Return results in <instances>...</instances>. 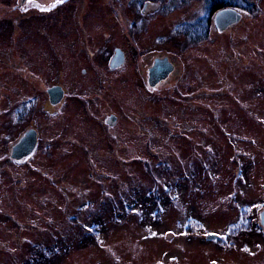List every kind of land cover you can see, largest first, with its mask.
<instances>
[{"label":"rangeland","instance_id":"374dc122","mask_svg":"<svg viewBox=\"0 0 264 264\" xmlns=\"http://www.w3.org/2000/svg\"><path fill=\"white\" fill-rule=\"evenodd\" d=\"M203 1L104 0L101 27L85 39L88 50H152L178 59L182 70L173 82L152 91L153 104L146 112L149 120L142 117L152 137L151 148L145 145L147 136L139 134L138 123L127 121L131 112L145 110L139 108V100H147L151 94L145 84L135 80L139 78L138 56L133 55L127 70L115 75L120 99L137 101L138 108L126 109L127 115L121 112L122 143L131 145L119 152L121 160L113 158V164L104 151L103 157L95 158V166L89 167L90 171L98 170L97 178L87 179L86 172L82 176L88 182V199L93 200V214L83 222L90 227L98 217L102 228L97 238L85 235L77 240L80 245L83 238L91 236L88 246L76 242L69 254L40 264H208L210 259H224V252L203 241L204 232L216 228L214 214L204 208L213 207V180L218 179L212 176H224L227 160L243 158L242 151L236 149L246 126L263 124L252 117L264 116V0H244L235 8L243 15L239 23L218 31L212 20L208 37L192 41L191 32L193 36L202 33L196 21L203 18ZM67 44L57 41L56 48L50 50L82 47L75 38ZM240 71L241 80L234 75ZM106 85L100 89L103 107L108 100L105 95H110ZM248 117L249 122L245 120ZM128 126L130 133L123 129ZM144 159L145 163H139ZM13 181L6 171L0 184L2 208L18 206L11 197L22 190ZM75 181H71L72 187L78 185ZM55 217L60 220L66 216ZM194 220L205 224L204 231L200 228L199 234L197 230L182 235L179 225ZM30 248L26 246L19 253L27 251L50 261L43 258L48 254L44 247ZM3 251L0 248V258ZM20 259L6 264H26ZM4 261L0 259V264Z\"/></svg>","mask_w":264,"mask_h":264},{"label":"flooded vegetation","instance_id":"af4514ba","mask_svg":"<svg viewBox=\"0 0 264 264\" xmlns=\"http://www.w3.org/2000/svg\"><path fill=\"white\" fill-rule=\"evenodd\" d=\"M54 3L56 0H0V184L7 171L22 190L11 197L17 207L0 206L3 264L19 258L26 264L52 262L69 254L80 237L97 238L102 228L98 217L90 227L83 222L93 214V200L88 199V182L82 176L86 172L87 179L97 178L98 170L89 167L95 166V158L103 157L104 151L113 164L114 159L121 160L119 152L131 146L122 143L121 112L138 108L137 101L120 99L115 75L127 70L133 55L138 56L139 78L135 80L145 84L151 94L147 100H139V108L146 111L131 112L127 121L138 123L139 134L147 136L145 145L151 148L152 137L142 117L151 110L152 91L173 82L182 70L178 59L152 50H119L123 62L113 65L117 49L88 50L85 41L101 27L104 0H65L53 8ZM74 38L81 50H50L56 48L57 41L72 44ZM164 57L173 63L174 71L152 87L154 61ZM234 75L241 80L243 73ZM106 83L110 95H105L108 100L103 107L100 89ZM109 110L111 113L105 114ZM252 118L263 120V124L246 126L247 132L237 143L241 148L236 149L242 151L243 158L227 160L224 176H212L218 179L213 180V207L204 209L214 214L216 228L205 231L203 241L225 257L223 262L210 259L208 264H264V116ZM245 120L251 121L249 117ZM130 127L123 129L130 133ZM198 130L201 132V127ZM138 161L145 163V159ZM73 179L78 182L76 187H72ZM49 204L55 206H46ZM55 215L66 217L57 220ZM181 224L182 235L184 231L198 233L200 228L204 231L200 220ZM209 235L215 237L208 239ZM91 236L77 245L88 246ZM26 246L44 247L48 254L43 258L50 261L27 251L19 253Z\"/></svg>","mask_w":264,"mask_h":264},{"label":"water","instance_id":"95a60500","mask_svg":"<svg viewBox=\"0 0 264 264\" xmlns=\"http://www.w3.org/2000/svg\"><path fill=\"white\" fill-rule=\"evenodd\" d=\"M242 19V12L236 10L235 8L221 9L213 17L215 27L218 31H225L232 25L239 23ZM117 50L118 51L113 58V65H119L123 62L121 58L122 52L119 51L121 49L118 48ZM173 71L174 65L168 57L157 58L151 69L150 85L152 87H156L161 81L166 80ZM214 237V235H209L208 239H213Z\"/></svg>","mask_w":264,"mask_h":264},{"label":"trees","instance_id":"16d2710c","mask_svg":"<svg viewBox=\"0 0 264 264\" xmlns=\"http://www.w3.org/2000/svg\"><path fill=\"white\" fill-rule=\"evenodd\" d=\"M140 3L148 1V0H139ZM152 2H155L157 0H150ZM244 0H204V10H203V18L197 19L196 23L199 22L200 26V31L202 32L199 36H193V33L191 32L190 34V40L198 41L202 39H206L209 35V27L211 26V22L213 20L214 14L216 11L223 9V8H237L239 6H242L241 3ZM202 17V16H201ZM206 20V21H204ZM194 21V20H193ZM195 23V24H196ZM194 24V25H195Z\"/></svg>","mask_w":264,"mask_h":264},{"label":"snow or ice","instance_id":"6c2138e0","mask_svg":"<svg viewBox=\"0 0 264 264\" xmlns=\"http://www.w3.org/2000/svg\"><path fill=\"white\" fill-rule=\"evenodd\" d=\"M30 2H31V0H30ZM64 2H65V0H56V3L52 4L51 7L54 8L56 6V4L64 3ZM41 10L47 11V10H50V8H48V9L42 8Z\"/></svg>","mask_w":264,"mask_h":264}]
</instances>
